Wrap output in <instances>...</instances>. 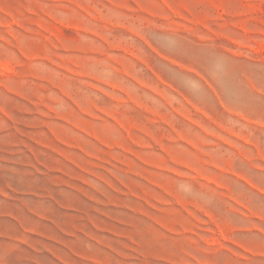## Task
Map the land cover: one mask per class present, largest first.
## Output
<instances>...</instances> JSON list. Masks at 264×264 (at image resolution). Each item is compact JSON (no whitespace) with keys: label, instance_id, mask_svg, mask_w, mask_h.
I'll list each match as a JSON object with an SVG mask.
<instances>
[{"label":"rangeland","instance_id":"374dc122","mask_svg":"<svg viewBox=\"0 0 264 264\" xmlns=\"http://www.w3.org/2000/svg\"><path fill=\"white\" fill-rule=\"evenodd\" d=\"M0 264H264V0H0Z\"/></svg>","mask_w":264,"mask_h":264}]
</instances>
